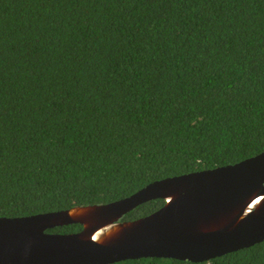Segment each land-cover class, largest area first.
Returning a JSON list of instances; mask_svg holds the SVG:
<instances>
[{"label":"trees","instance_id":"obj_1","mask_svg":"<svg viewBox=\"0 0 264 264\" xmlns=\"http://www.w3.org/2000/svg\"><path fill=\"white\" fill-rule=\"evenodd\" d=\"M262 153L264 0H0V218L106 205ZM119 264H264V242Z\"/></svg>","mask_w":264,"mask_h":264},{"label":"water","instance_id":"obj_2","mask_svg":"<svg viewBox=\"0 0 264 264\" xmlns=\"http://www.w3.org/2000/svg\"><path fill=\"white\" fill-rule=\"evenodd\" d=\"M155 200L165 205L131 222ZM81 225L76 234L49 230ZM264 242V153L233 166L150 184L106 205L0 218V264L205 263Z\"/></svg>","mask_w":264,"mask_h":264}]
</instances>
